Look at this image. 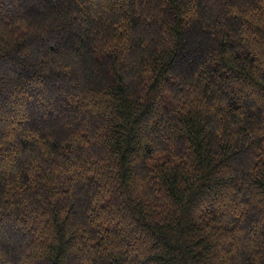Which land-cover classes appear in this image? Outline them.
Returning <instances> with one entry per match:
<instances>
[{
	"label": "trees",
	"instance_id": "obj_1",
	"mask_svg": "<svg viewBox=\"0 0 264 264\" xmlns=\"http://www.w3.org/2000/svg\"><path fill=\"white\" fill-rule=\"evenodd\" d=\"M0 264H264V0H0Z\"/></svg>",
	"mask_w": 264,
	"mask_h": 264
}]
</instances>
